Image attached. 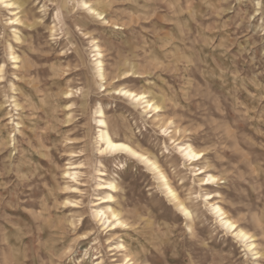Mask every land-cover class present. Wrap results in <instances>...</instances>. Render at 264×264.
I'll return each mask as SVG.
<instances>
[{
	"label": "rangeland",
	"instance_id": "374dc122",
	"mask_svg": "<svg viewBox=\"0 0 264 264\" xmlns=\"http://www.w3.org/2000/svg\"><path fill=\"white\" fill-rule=\"evenodd\" d=\"M13 1L17 15L0 5V264H131L126 253L137 264H264V0H86L110 24L82 0ZM117 87L148 92L160 114ZM100 107L115 137L158 159L192 217L149 166L99 151ZM165 129L204 151L197 166ZM204 163L222 180L200 185ZM103 179L119 185L111 204L127 226L116 231L95 217ZM209 191L256 250L219 222Z\"/></svg>",
	"mask_w": 264,
	"mask_h": 264
},
{
	"label": "bare ground",
	"instance_id": "6f19581e",
	"mask_svg": "<svg viewBox=\"0 0 264 264\" xmlns=\"http://www.w3.org/2000/svg\"><path fill=\"white\" fill-rule=\"evenodd\" d=\"M16 4H18V3H16V1H13V0H2V2H0V5H3L4 7L11 9L12 12L14 11V9L12 10V8H14L16 6ZM19 4L16 7L18 9L20 7ZM79 5L81 6L82 9H84L87 12V14H86L87 16H90V15L94 16L95 15L100 20H104L105 22H108L110 24V21L108 20L107 16L104 15V12L99 10V8H97L96 5L94 6L92 3H90L89 1H86V0L80 1ZM86 5H87V7H86ZM13 14L17 15L18 13L13 12ZM22 19H19V17H16V18L12 17V18H9L8 23L17 25L18 23H20V21ZM23 24H25V23H23ZM18 29H17V27H15L14 30L16 31ZM20 31H22V30H20ZM18 34H17V38L19 39V37H21V36H18ZM95 51H97L96 56H98V58L96 59L97 60L96 66L98 68L97 69L98 74L102 79H104L106 77L105 76L106 75L105 74L106 69L104 68V62L101 59V57H102L101 52L102 51H100L99 45L95 46ZM12 58L15 60V62H18L20 59V55L13 54ZM18 64H20V63H18ZM0 71H2V70H0ZM131 75L132 74L129 73L125 77H130ZM115 92L120 96H123L127 99H130L136 107H137V105L142 106V108L144 109L145 112L152 113L151 117H153V118H155L158 115V113L161 111L162 106L159 105L160 103L158 102L159 103L158 104L154 100V98H152L150 96V94L146 91H137V90H133V89L126 88V87H117L115 89ZM67 94H68L67 98L74 97L72 91H67ZM14 106L17 107L18 104L15 103ZM97 113L99 114V116L97 118V124L99 127V129H98L99 130V142H100V145H99L100 148H98V149H100L99 151L103 154L104 153L121 154V155L128 157L129 159L139 160L143 164L149 166L152 170L157 172L159 179L162 181L164 191L172 199V201L176 202L177 208L180 209L183 212V214L185 216H187L188 218L192 217V211L190 210L188 205L185 204L186 201L183 202V200H181V197H180V195H178V193L176 191V187H174V185H172L169 176H167L166 173L161 169V166H160L159 162L157 161L158 159L152 158L151 155H148L147 153H143V152L139 151L130 143L115 137L111 132L112 128L110 130V127H109L110 124L108 123V121L106 119L107 116H106L104 109L102 107H100ZM164 131H165V133H168V135L170 136V139L177 145L176 149H178L181 156L184 159H186V161H188L191 165L197 166L196 163L204 158L205 153L203 150L197 151L195 149V147L190 142L181 143L177 138H175L176 137L175 134L177 131H174V130L169 131V129H165ZM116 145H122L123 147L122 148L115 147ZM183 164H185V163H183ZM69 165L70 166L68 168H66V170L63 173L66 177L70 178V176H71V177H73V180H76L77 176L80 172H78V171L72 172V170L76 169L77 167H75V165H73V164H69ZM207 165H208V163H207ZM208 167L209 166H206L204 163V165L199 166V168L197 169L198 172L195 170L197 172L196 175H200V177H199V181L201 182L200 185L207 186V187H209V185L216 184L222 180L221 177H219L213 173L207 172L206 169ZM70 169H72V170L70 171ZM105 174H106L105 172L101 173L102 176H104ZM103 180L104 181L102 183H99V189L106 190V193L104 196L100 197V199H99L100 202L96 204L97 208L95 209V217L98 219V221L100 220L101 223H103V225L109 223L108 226L110 227V230L116 231L120 228H124L127 226V223L123 219L124 216L122 217V214L120 212V210L122 208L119 210L111 204V202L114 200V198H117V195H114L113 192L117 191L119 185L116 182L117 180H114V179H103ZM74 188L78 189L77 187H74ZM216 194L220 195L221 193L219 191H209L204 195V198L207 197L206 201L208 204H210V207H211L212 211L215 213V215L217 216L219 222L223 226L227 227L232 232H234L235 236H237V237L241 238V240L245 241L248 249H250L252 251L256 250V243L254 242V240H252V236L248 233L249 231L247 232L245 229H243L238 224V222L236 220H234L229 215V212L223 207V205L218 203V201H215ZM71 202L72 201H70V203ZM117 204L119 205V203H117ZM250 239H251V241H250ZM117 248L118 249H126L127 247H126V244H124L123 242L122 243L120 242L119 244H117ZM126 252H127V249H126ZM256 253H259V252L256 251ZM124 257L127 258V260L131 262V264H137L135 258L132 257L131 254L126 253V256L124 255Z\"/></svg>",
	"mask_w": 264,
	"mask_h": 264
},
{
	"label": "snow or ice",
	"instance_id": "6c2138e0",
	"mask_svg": "<svg viewBox=\"0 0 264 264\" xmlns=\"http://www.w3.org/2000/svg\"><path fill=\"white\" fill-rule=\"evenodd\" d=\"M0 2H2V0H0ZM86 7H87V5H86ZM115 147H120V148H122L123 146H122V145H116Z\"/></svg>",
	"mask_w": 264,
	"mask_h": 264
}]
</instances>
